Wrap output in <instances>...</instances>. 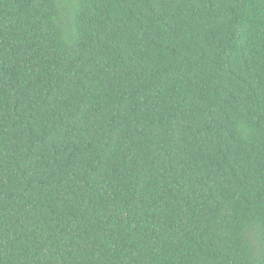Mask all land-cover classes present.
Masks as SVG:
<instances>
[{
	"label": "trees",
	"instance_id": "obj_1",
	"mask_svg": "<svg viewBox=\"0 0 264 264\" xmlns=\"http://www.w3.org/2000/svg\"><path fill=\"white\" fill-rule=\"evenodd\" d=\"M0 264H264V0H0Z\"/></svg>",
	"mask_w": 264,
	"mask_h": 264
}]
</instances>
